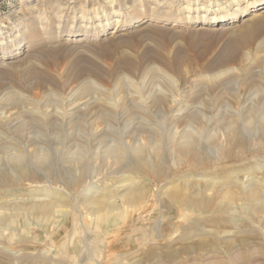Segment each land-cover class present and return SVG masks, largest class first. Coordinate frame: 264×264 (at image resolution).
I'll list each match as a JSON object with an SVG mask.
<instances>
[{
    "label": "rangeland",
    "instance_id": "obj_1",
    "mask_svg": "<svg viewBox=\"0 0 264 264\" xmlns=\"http://www.w3.org/2000/svg\"><path fill=\"white\" fill-rule=\"evenodd\" d=\"M157 1L0 0V264H264V4Z\"/></svg>",
    "mask_w": 264,
    "mask_h": 264
},
{
    "label": "bare ground",
    "instance_id": "obj_2",
    "mask_svg": "<svg viewBox=\"0 0 264 264\" xmlns=\"http://www.w3.org/2000/svg\"><path fill=\"white\" fill-rule=\"evenodd\" d=\"M39 1V0H38ZM198 1H188L187 4L185 5V10L181 13V17L186 18V21L188 22H193V23H197L199 26L203 27V26H212V25H218V24H222L225 23L227 21H229L232 18H237V14L236 11L239 10L240 8V15L241 16H245L247 13H249V11L252 8H255L257 6L263 5L264 4V0H227V2L225 4L218 2L216 3L215 1H210L207 4H198ZM39 3V2H38ZM56 3V2H55ZM54 3V4H55ZM59 3V2H58ZM216 3L217 7L213 8L212 4ZM60 4V3H59ZM193 4H197L196 6ZM243 4V5H242ZM58 5V4H57ZM154 5V9H156L155 11L158 12L156 13L157 15L151 14L147 17H149L148 19H145L144 15H141L139 12H136L137 8L134 7L132 10L131 9H126L123 12H118V17L122 16L123 18L117 19L116 23H122L123 25H136L140 22H144L146 20H161V19H168L169 18V14L165 13V14H161L162 9L159 11V8L163 6V4L157 0H155V2H153ZM56 6V5H54ZM62 6V5H61ZM167 6V5H166ZM60 9V8H59ZM194 12V13H192ZM153 13V12H152ZM192 13V14H191ZM161 14V15H160ZM96 16V15H95ZM91 17V16H90ZM116 17V18H118ZM61 18V17H60ZM60 20V19H59ZM40 21V20H39ZM60 24V23H59ZM37 25V24H36ZM43 26V25H42ZM100 26V25H99ZM98 24L97 26L94 27V29L98 30L99 28ZM103 26V25H102ZM42 28V27H41ZM47 28V25H46ZM45 30V29H44ZM47 30V29H46ZM76 30V29H75ZM39 31V30H37ZM42 31V30H41ZM73 28L71 27L70 29L65 30L66 37L70 36V35H74ZM36 32V28H33L30 31V36L33 35V33ZM47 33H51L50 29L47 30ZM40 34V33H39ZM28 35V36H29ZM35 37V36H34ZM2 36H0V40H1ZM33 39V38H32ZM28 41L32 42L31 39L28 37ZM2 42V41H1ZM0 42V43H1ZM6 43V42H5ZM4 43V44H5ZM17 45H22L21 41L17 42ZM1 48V47H0ZM5 54V53H4ZM161 62V61H160ZM176 66V65H175ZM177 67V66H176ZM154 68V67H153ZM157 68V67H156ZM172 68V67H171ZM149 69V68H148ZM150 70V69H149ZM148 70V71H149ZM158 70V69H157ZM152 71V70H151ZM154 71V70H153ZM150 72V71H149ZM158 75V74H157ZM163 76V75H161ZM167 75H165L166 77ZM154 77V76H153ZM157 78V77H156ZM159 78V77H158ZM161 78H164L161 77ZM87 82V81H86ZM174 82V81H173ZM172 82V79H168V85L170 86V88H172L173 84L176 85L175 83ZM92 85V83L90 84ZM88 83H85L83 85V87L81 88L82 92L84 91H91V87ZM167 86V85H166ZM95 87V86H94ZM175 87V86H173ZM175 89V88H174ZM93 90V89H92ZM80 91V90H79ZM172 91V90H171ZM92 92V91H91ZM173 92V91H172ZM86 93V92H85ZM175 93V92H173ZM15 94V93H14ZM160 95V94H159ZM8 96V95H7ZM11 96V95H10ZM137 96V95H136ZM155 96V95H154ZM166 97V95H164ZM164 97V98H165ZM137 98V97H136ZM168 98V97H167ZM16 99V98H15ZM17 100V99H16ZM58 100V99H57ZM167 100V99H166ZM13 101V100H12ZM60 102V101H59ZM152 102V101H151ZM137 103V102H136ZM145 103V101L143 102ZM150 103V102H149ZM142 104V103H141ZM137 105V104H135ZM148 105H146L147 108ZM140 107V106H139ZM152 113V112H151ZM198 113V112H197ZM141 114V113H140ZM146 115V114H144ZM143 115V116H144ZM150 115V114H149ZM142 116V115H141ZM147 116V115H146ZM148 117V116H147ZM264 117V115H263ZM149 120V119H148ZM38 121V120H37ZM42 121V120H41ZM40 121V122H41ZM151 121V120H150ZM149 121V122H150ZM148 123V122H147ZM151 124V123H150ZM173 124V123H172ZM191 125V124H190ZM143 126H146L145 124ZM149 126V125H147ZM151 127V126H150ZM154 128V127H153ZM111 129V128H109ZM152 130V129H151ZM112 131V130H111ZM184 131V130H183ZM181 134V133H180ZM183 135H181V137L179 138L177 145L179 146V151L182 152L183 154H191V150L189 148V145H191L192 142L196 143L194 140L196 139L195 135H192V131L191 132H187V133H183ZM194 134V133H193ZM175 136V135H174ZM192 136H194V140H192ZM170 138V137H169ZM177 138V137H176ZM104 140V139H103ZM109 140V139H108ZM152 140V139H151ZM102 141V140H101ZM107 142V140H106ZM175 142V141H174ZM78 143V142H77ZM80 144V143H79ZM193 144V143H192ZM76 145V144H75ZM103 145V144H101ZM119 145V144H118ZM174 145V144H173ZM195 145V144H194ZM199 145V144H198ZM107 146V145H105ZM137 147V146H136ZM136 147H134L136 149ZM193 149V148H192ZM103 150V149H102ZM140 149L137 148L136 149V154L137 152L139 153ZM143 152V151H142ZM193 152V151H192ZM83 149L80 147L78 148L75 152L70 154V157L68 158L69 162L72 161H78L80 159V157L83 155ZM19 154V153H18ZM73 154V155H72ZM86 154V153H85ZM105 156H109V157H115V158H123L122 156V152L119 150V147L117 146V144L114 147H110L108 149H106L104 151ZM193 154V153H192ZM12 155V154H11ZM72 155V156H71ZM87 155V154H86ZM122 155V156H121ZM15 156V155H14ZM84 156V155H83ZM144 156V155H143ZM192 157H195V155H190ZM41 157V158H40ZM40 160H45V158L47 157L45 154L41 155ZM121 157V158H120ZM139 157V156H138ZM196 158V157H195ZM11 159V158H10ZM16 160H20V156H16ZM83 159L81 158V162ZM197 160V158H196ZM146 163V162H145ZM141 166V165H140ZM143 167V166H142ZM134 168V167H133ZM156 168V167H155ZM135 170H139V166L136 163V169ZM143 171V170H141ZM173 192V191H172ZM176 195V194H175ZM133 197V196H132ZM49 205V204H47Z\"/></svg>",
    "mask_w": 264,
    "mask_h": 264
}]
</instances>
